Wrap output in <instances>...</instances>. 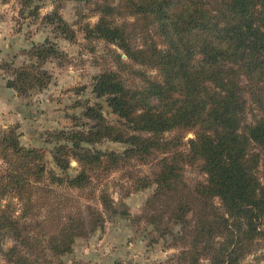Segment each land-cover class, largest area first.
I'll list each match as a JSON object with an SVG mask.
<instances>
[{"label":"trees","instance_id":"1","mask_svg":"<svg viewBox=\"0 0 264 264\" xmlns=\"http://www.w3.org/2000/svg\"><path fill=\"white\" fill-rule=\"evenodd\" d=\"M19 1L20 14L39 17L45 0ZM74 1L99 15L86 38L123 52L93 82L118 119L88 102L85 121L48 131L57 170L45 149L21 143L18 124L0 132V252L10 264H63L105 221L96 204L66 196L116 212L109 183L119 171L125 195L155 187L137 219L154 226L153 242L181 243L173 264H247L264 240V0ZM42 20L53 36L0 63L21 98L51 85L45 64L66 56L55 38L77 40L58 6ZM105 141L126 147L99 149Z\"/></svg>","mask_w":264,"mask_h":264},{"label":"rangeland","instance_id":"2","mask_svg":"<svg viewBox=\"0 0 264 264\" xmlns=\"http://www.w3.org/2000/svg\"><path fill=\"white\" fill-rule=\"evenodd\" d=\"M39 5L40 16L28 17L27 12L24 15L19 13V0H0V63L3 59L11 61L13 55L29 48L32 43L53 36L42 16L51 12L55 6H58L64 19L76 30L77 40L71 43L55 38L66 56L47 61L45 67L53 74V81L46 90L39 93L25 98L17 96L13 89L6 87L7 77L0 69V132L18 124L21 143L26 147L45 149L50 166L57 170L51 154L54 143L49 141L48 131L71 129L74 116L79 121L80 118L85 121L82 114L88 102L100 103L107 119H118L105 98H97L93 92V82L94 77L105 68L116 67V55L123 52L107 41L86 38L85 26L94 24L99 18L93 4L74 0H45ZM122 57L126 56L122 54ZM24 59L23 55H19L15 59L16 64H21ZM130 77L132 79L134 76L130 74ZM188 137H193V133ZM125 147V144L112 141L98 145L101 150L123 151ZM72 167L71 172L76 174L79 168L76 161H72ZM141 169L147 171L150 168L141 166ZM189 176L195 178L198 173L193 171V174H186L188 181L195 183ZM123 182L119 171L111 176L109 186L116 212L104 209L98 200L92 202L85 195L79 196L76 191L66 196L68 199L65 200L74 206L79 201L83 204H96L103 211L105 221L89 237L76 239L73 251L62 257L63 264H173L175 255L181 250V243L173 235L153 242L152 238L156 235L154 226L137 219L155 187L125 195L121 186ZM178 229L175 227V231ZM14 243L10 235L1 245L6 252ZM261 245L257 253L248 257L247 264H264V240ZM0 264H10L2 252Z\"/></svg>","mask_w":264,"mask_h":264}]
</instances>
